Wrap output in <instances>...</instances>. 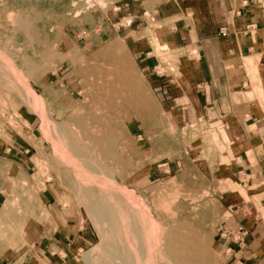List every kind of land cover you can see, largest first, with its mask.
Returning a JSON list of instances; mask_svg holds the SVG:
<instances>
[{
	"label": "rangeland",
	"instance_id": "rangeland-1",
	"mask_svg": "<svg viewBox=\"0 0 264 264\" xmlns=\"http://www.w3.org/2000/svg\"><path fill=\"white\" fill-rule=\"evenodd\" d=\"M106 13L0 0V143L24 151L5 156L0 264H31L49 242L62 264H264V117L232 116L264 105L255 71L248 93L193 117L190 100L155 96L137 59L73 37Z\"/></svg>",
	"mask_w": 264,
	"mask_h": 264
},
{
	"label": "crops",
	"instance_id": "crops-1",
	"mask_svg": "<svg viewBox=\"0 0 264 264\" xmlns=\"http://www.w3.org/2000/svg\"><path fill=\"white\" fill-rule=\"evenodd\" d=\"M101 1L108 15L96 17L93 27L73 37L88 51H93L90 47L97 52L110 46L113 54L137 59L144 76L152 79L146 85L158 90L155 96L162 101L190 100L193 117H215V103L249 92L250 67L255 71V86L264 104V0ZM220 29L225 37L217 35ZM163 59L174 62L175 76L156 77V66L162 68ZM251 60L252 66H247ZM170 85L177 89L174 93H170ZM237 86L240 91L234 92ZM259 108L250 112L244 107L242 113L232 116L263 118L264 105ZM222 116L230 118L231 114ZM21 150L0 143V203L6 193V168L14 164L12 157L5 156L24 153ZM49 246L50 242L42 251L39 247L32 250L31 264H62L57 255H45Z\"/></svg>",
	"mask_w": 264,
	"mask_h": 264
},
{
	"label": "built area",
	"instance_id": "built-area-1",
	"mask_svg": "<svg viewBox=\"0 0 264 264\" xmlns=\"http://www.w3.org/2000/svg\"><path fill=\"white\" fill-rule=\"evenodd\" d=\"M217 35L219 37H225L226 33H225V31L223 29H220V30H218Z\"/></svg>",
	"mask_w": 264,
	"mask_h": 264
}]
</instances>
